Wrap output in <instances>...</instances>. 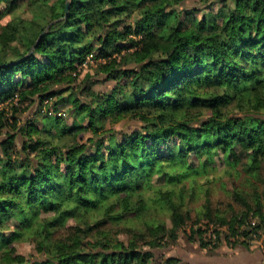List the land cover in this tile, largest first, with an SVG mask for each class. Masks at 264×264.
Instances as JSON below:
<instances>
[{"label":"trees","instance_id":"1","mask_svg":"<svg viewBox=\"0 0 264 264\" xmlns=\"http://www.w3.org/2000/svg\"><path fill=\"white\" fill-rule=\"evenodd\" d=\"M184 1L0 0V122L6 101L50 107L62 96L93 133L65 144L27 138L19 150L12 134L0 141V264H187L159 263L151 251L174 242L184 223L185 188L176 183L195 184L218 153L232 168L243 159L247 173L260 168L264 0H219L198 20L177 10ZM22 5L35 16L2 23ZM88 55L116 83L109 94L83 87L81 100L70 91ZM124 119L139 128L103 130ZM236 195L245 210L221 220L248 237L262 228V217L248 219L262 205ZM153 211L168 212L170 227ZM22 240L34 254L17 252Z\"/></svg>","mask_w":264,"mask_h":264},{"label":"rangeland","instance_id":"2","mask_svg":"<svg viewBox=\"0 0 264 264\" xmlns=\"http://www.w3.org/2000/svg\"><path fill=\"white\" fill-rule=\"evenodd\" d=\"M211 2L214 4L209 6L198 0H186L177 6V10L181 13L189 11L191 12L189 15L198 20L201 19L204 11L213 13L218 11L221 6L219 0H211ZM2 6L3 4H0V8ZM35 13H37L36 10ZM17 15L25 19L35 16L27 5H22L14 14L5 13L2 23L5 24ZM131 39L137 40L135 37H131ZM87 58L79 66L80 75L77 81L72 84L74 89L70 92H74L81 100L86 98L82 88L88 85L101 94L111 93L116 83L115 80L107 78V75L98 69V63H103L104 60L95 59L91 55H88ZM118 59L119 57L116 56V65L119 62ZM67 94L69 92L64 95ZM59 97V99L56 97L54 105L50 107L46 105L40 107L38 98L22 104L4 102L1 109H5L4 115L8 124L6 121L0 122V141L5 138V135L12 134L15 136L14 148L19 150L27 138H40L51 140L53 144H65L71 140L85 142L92 137L93 133L87 127L86 121H80L79 108L73 106L72 103L63 101L62 96ZM42 104L46 103L43 101ZM74 123H77V127L79 124L80 127L76 129L75 126L73 127ZM63 125H67V128H71V130L69 132L61 131ZM139 126L140 122L134 119H124L118 122L107 120L103 130L106 132L133 131ZM59 131L61 132L58 133ZM189 161L190 165L196 168L200 160L191 154ZM244 164L245 159L232 168L225 163L223 155L218 153L215 155L214 162L209 166V170L196 176L195 184L191 183L190 178L176 183L179 190L182 186L185 188V192H183L184 204L181 208L185 220L179 228L178 237L174 242H165L151 250L158 259L157 262L162 263L167 257H176L187 264H248L250 260L259 262L261 256H264V159L261 160L260 168L254 174L247 173ZM174 173L176 174L177 171ZM237 193L251 205L252 209H254V197L256 199L259 196L262 205V216L257 211L251 210L248 218L256 223L262 217V228L248 237L243 236L242 232L232 233L228 224L221 220H228L234 214L245 210L240 196L236 195ZM207 211L210 217L206 215ZM153 213L162 219L167 227H170L168 212L158 214V211H153ZM147 218H151V215ZM44 219H47V216ZM71 225L73 222L69 220L65 228L60 231L61 234H66ZM242 227L240 226V229ZM198 228L201 230L199 234L193 232ZM118 237L125 240L126 234L120 233ZM13 246L18 253L26 257L34 254L33 244L26 240L14 242ZM142 247L145 250H150L147 245Z\"/></svg>","mask_w":264,"mask_h":264},{"label":"crops","instance_id":"3","mask_svg":"<svg viewBox=\"0 0 264 264\" xmlns=\"http://www.w3.org/2000/svg\"><path fill=\"white\" fill-rule=\"evenodd\" d=\"M248 264H264V256H261L259 262H255L254 260H250V262Z\"/></svg>","mask_w":264,"mask_h":264},{"label":"water","instance_id":"4","mask_svg":"<svg viewBox=\"0 0 264 264\" xmlns=\"http://www.w3.org/2000/svg\"><path fill=\"white\" fill-rule=\"evenodd\" d=\"M68 12V3H66L65 14Z\"/></svg>","mask_w":264,"mask_h":264},{"label":"built area","instance_id":"5","mask_svg":"<svg viewBox=\"0 0 264 264\" xmlns=\"http://www.w3.org/2000/svg\"><path fill=\"white\" fill-rule=\"evenodd\" d=\"M49 100H45L44 103H48Z\"/></svg>","mask_w":264,"mask_h":264}]
</instances>
